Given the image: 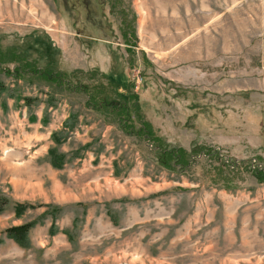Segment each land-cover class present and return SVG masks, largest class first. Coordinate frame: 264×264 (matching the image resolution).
<instances>
[{"label": "rangeland", "instance_id": "1", "mask_svg": "<svg viewBox=\"0 0 264 264\" xmlns=\"http://www.w3.org/2000/svg\"><path fill=\"white\" fill-rule=\"evenodd\" d=\"M70 2L0 0V264H264V0Z\"/></svg>", "mask_w": 264, "mask_h": 264}, {"label": "trees", "instance_id": "2", "mask_svg": "<svg viewBox=\"0 0 264 264\" xmlns=\"http://www.w3.org/2000/svg\"><path fill=\"white\" fill-rule=\"evenodd\" d=\"M114 0H99V7L101 8L102 7V2H107V4H110V2H112ZM62 3H63V7H67V9L69 11H71V9L73 10L74 8L70 5L71 2L70 0H62ZM113 3V2H112ZM112 5V4H111ZM69 7V8H68ZM71 8V9H70ZM48 71L46 72H43V75H45L46 77L48 76L50 79H57L55 78V75L53 72L55 71H51L50 69H47ZM62 78V77H61ZM61 82V81H60ZM26 101H28L26 99ZM159 151V155H161V158L165 156H167L168 158V161H172L174 160V162L176 161L177 163L178 162H182V153L180 154L178 151H174V150H170V151H161L159 149H157ZM180 157V158H179ZM184 157V155H183ZM161 165H164L162 161H160ZM179 166H181L182 168H186V164L185 163H182V164H178ZM165 166V165H164ZM175 166V165H174ZM174 168V167H173ZM31 228V224H25V225H22V226H18V227H11V228H8L4 231V235H6V237L12 239L16 244L20 245V246H24L26 247L27 245V235H28V232Z\"/></svg>", "mask_w": 264, "mask_h": 264}, {"label": "built area", "instance_id": "3", "mask_svg": "<svg viewBox=\"0 0 264 264\" xmlns=\"http://www.w3.org/2000/svg\"><path fill=\"white\" fill-rule=\"evenodd\" d=\"M254 166V165H253Z\"/></svg>", "mask_w": 264, "mask_h": 264}]
</instances>
